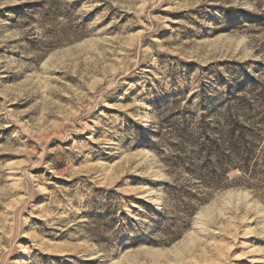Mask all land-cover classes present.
Wrapping results in <instances>:
<instances>
[{
  "label": "rangeland",
  "instance_id": "374dc122",
  "mask_svg": "<svg viewBox=\"0 0 264 264\" xmlns=\"http://www.w3.org/2000/svg\"><path fill=\"white\" fill-rule=\"evenodd\" d=\"M0 264H264V0H0Z\"/></svg>",
  "mask_w": 264,
  "mask_h": 264
}]
</instances>
